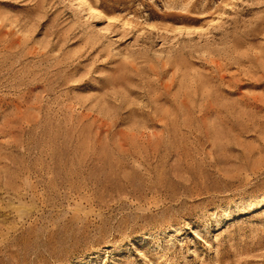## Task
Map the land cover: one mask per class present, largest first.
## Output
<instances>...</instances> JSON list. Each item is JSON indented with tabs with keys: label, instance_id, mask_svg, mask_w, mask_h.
<instances>
[{
	"label": "rangeland",
	"instance_id": "rangeland-1",
	"mask_svg": "<svg viewBox=\"0 0 264 264\" xmlns=\"http://www.w3.org/2000/svg\"><path fill=\"white\" fill-rule=\"evenodd\" d=\"M0 264H264V0H0Z\"/></svg>",
	"mask_w": 264,
	"mask_h": 264
}]
</instances>
